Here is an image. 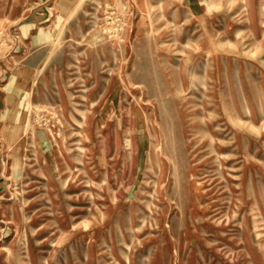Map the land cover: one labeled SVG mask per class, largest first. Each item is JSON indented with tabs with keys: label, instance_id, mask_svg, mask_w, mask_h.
Instances as JSON below:
<instances>
[{
	"label": "rangeland",
	"instance_id": "374dc122",
	"mask_svg": "<svg viewBox=\"0 0 264 264\" xmlns=\"http://www.w3.org/2000/svg\"><path fill=\"white\" fill-rule=\"evenodd\" d=\"M0 264H264V0H0Z\"/></svg>",
	"mask_w": 264,
	"mask_h": 264
}]
</instances>
